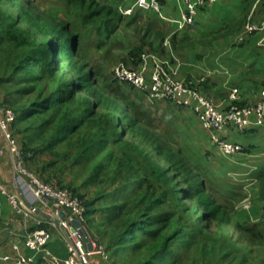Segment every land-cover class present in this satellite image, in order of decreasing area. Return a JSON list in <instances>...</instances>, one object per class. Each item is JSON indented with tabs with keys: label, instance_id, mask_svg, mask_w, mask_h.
Here are the masks:
<instances>
[{
	"label": "trees",
	"instance_id": "16d2710c",
	"mask_svg": "<svg viewBox=\"0 0 264 264\" xmlns=\"http://www.w3.org/2000/svg\"><path fill=\"white\" fill-rule=\"evenodd\" d=\"M59 1L79 12L78 23L49 16L30 0H0V58L4 68L0 89L7 87L5 82L23 84L18 91L35 97L27 118L25 111L15 110L14 131L29 169L37 155L48 149L41 144L45 141L44 127H38V136L31 123L27 131L16 128L42 113L63 112L47 143L51 150L67 142V152L52 150L54 159L37 174L44 182L69 189L85 200L87 218L96 211L97 203L103 205L102 221L116 235L105 234L110 235L105 248L112 254L110 264H127L125 256L136 260L132 264H182L190 250L197 255L192 260L203 264H251L254 249L238 247L247 243L260 246L264 232L235 221L216 200L201 169L183 157L171 140L153 132V124L143 114L130 105L121 106L117 93L100 86L99 70L83 56L79 28L90 29L99 39L104 34L111 39L124 16L97 0ZM3 2L10 4V9L3 10ZM5 93L8 98L0 105L11 107L14 96ZM86 164L91 172L75 186L80 178L74 174L76 168L87 172ZM69 167V174L74 176L71 182L64 174ZM47 172L49 176L43 178ZM109 174L108 186L99 189L93 199L80 193L81 188L106 183L104 178ZM108 190L111 192L106 194ZM164 198L178 208L177 218L161 209ZM197 212L199 216H195ZM214 226L218 229L216 239H212L215 241L205 240L200 248H173L176 241L184 243L188 231L205 236Z\"/></svg>",
	"mask_w": 264,
	"mask_h": 264
},
{
	"label": "crops",
	"instance_id": "0c3cea01",
	"mask_svg": "<svg viewBox=\"0 0 264 264\" xmlns=\"http://www.w3.org/2000/svg\"><path fill=\"white\" fill-rule=\"evenodd\" d=\"M36 2L40 10L49 16L72 23L79 22V12L62 1ZM97 2L112 7L124 16L123 23L112 39H108L107 34L101 39L92 34V62L97 64L102 74L103 69L111 70L113 55L123 56L127 53L125 49L118 50V47H124L128 43L126 38L132 36L145 46L144 50L150 52L151 57L157 56L169 61L176 69L178 79L183 82L193 81L199 86V90L219 109L227 110L233 104L252 106L261 101L264 88V31L245 35L243 41H239V37L243 35L249 21L264 22V0H217L200 7L195 23L183 29H179V22L186 10L185 0H163L162 16L153 10L141 8L136 0ZM128 10L132 11L129 15L126 14ZM102 86L107 92H111V85ZM234 90L237 91L236 98L233 97ZM5 98L8 96L1 94L0 90V101ZM171 103L163 100L158 103L161 105L158 110L168 120V127L164 130L165 137L182 144L189 159L200 157L204 160L209 152L217 155V176L221 181V191L218 194L220 204L231 211L235 221L244 220L253 230L264 232V125L244 131L232 127L220 130L218 135L221 138L242 147V151L227 155L213 143L210 133L203 128L191 109L180 106L178 108ZM145 107L150 110L147 107L151 106ZM152 119L156 120V116ZM0 146L4 147L1 134ZM195 147L198 151L191 152ZM53 159L51 155L42 158L41 153L38 154V171L41 170L38 164L44 165ZM51 169L52 167L49 170ZM69 170L70 167L64 171L65 176L68 175L67 182L74 179ZM0 178L6 184L15 186V171L8 153L0 157ZM74 184L76 186L79 183ZM16 190L18 192V188ZM80 193L89 199L84 188L80 189ZM242 201H249L251 207L243 208ZM28 202L36 218L55 220L56 228L49 250L59 258L67 257L68 251L62 236L71 234L76 238V235L63 226L66 214L56 216L54 205L47 200L29 198ZM102 215L103 212L96 210L87 218L86 228L95 246L105 245L109 241L98 230ZM34 228L33 220L17 215L8 199L0 195V264H15L21 255L35 258L38 262L41 260L38 252L26 249L23 244L25 234ZM14 245H18L19 249H14ZM109 254L110 257L105 262L95 250L88 255L87 264H110L113 258L110 252Z\"/></svg>",
	"mask_w": 264,
	"mask_h": 264
},
{
	"label": "built area",
	"instance_id": "2783aa9c",
	"mask_svg": "<svg viewBox=\"0 0 264 264\" xmlns=\"http://www.w3.org/2000/svg\"><path fill=\"white\" fill-rule=\"evenodd\" d=\"M163 0H136L137 5L143 9L153 10L158 14L162 12ZM217 0H185L186 10L183 18L179 22V29L192 26L195 23L197 11ZM128 10L126 14H131ZM257 31H264V22L253 23L249 21L244 29V33L239 37L243 41L245 35ZM151 64L146 62L139 70L119 64L115 69L117 78L122 82L141 91H149L155 100L170 101L180 107L191 109L198 117L203 128L210 132L211 140L218 148L227 155H234L242 151V147L224 140L218 135V132L224 128L232 127L238 131H244L255 127L260 128L264 125V88L262 90V99L254 106L240 107L233 104L227 110L219 109L212 100L208 99L197 88V85L191 81L189 84L181 81L177 77V71L163 62L156 56H152ZM149 68V74H147ZM193 84L197 87L195 88ZM237 91L234 90L233 97L236 98ZM17 113L11 107L0 105V134L4 140V147L0 146V157L5 153L11 156L12 165L15 171V186L6 184L0 178V195L5 196L14 212L25 218L33 220L35 228L25 234L23 237L24 247L30 251L38 252L41 260L38 262L35 258L19 256L15 264H87L88 255L82 249V242L77 233L74 238L71 234L62 236V240L67 248L68 255L65 258H59L51 253L49 244L53 238V231L56 228L54 219H38L35 217L34 210L28 205L29 198L37 200H47L54 205L55 215L60 217L62 213L66 214L63 226L71 229L70 223L79 220L84 225L87 223V208L85 200L74 194L69 189H61L54 183L44 182L37 174L32 172L26 164L25 154L15 135L14 125L16 123ZM18 188V192L17 189ZM251 203L244 202V208L249 209ZM264 213V211H263ZM19 249L18 245L13 246ZM103 260L109 258L103 245L95 246Z\"/></svg>",
	"mask_w": 264,
	"mask_h": 264
},
{
	"label": "rangeland",
	"instance_id": "374dc122",
	"mask_svg": "<svg viewBox=\"0 0 264 264\" xmlns=\"http://www.w3.org/2000/svg\"><path fill=\"white\" fill-rule=\"evenodd\" d=\"M33 2V5L35 6V8H37L39 11L40 8L39 6L36 4L37 0H30ZM20 2L25 3L26 0H20ZM11 5L7 4V2H3L1 5V8L3 10H8L10 9ZM162 16V13H161ZM69 21V20H66ZM71 22V21H70ZM80 35L84 41L82 47L84 49L83 51V56L85 57L86 61L89 62L91 64V66H95L98 70H99V82H100V86L102 85H111L112 88H110L111 93H117L120 97V104L121 106L123 105H130V107L134 110L139 111L141 114L144 115L145 120L151 122L153 125V132L161 135V136H166L164 134V130L168 127V120L166 117H164L162 115V111L158 110V108L161 106L160 102H162V100H155L154 98L151 97L150 92L149 91H141L137 88H135L134 86L130 85L127 82H122L120 81L116 74H115V69L119 64H123L126 67H129L130 69H135V70H139L140 66L142 68L143 64L146 62V59L148 58V62L151 61V56L152 54H150V52H148L147 50H144V45L140 44L139 41L136 40V38L134 37H130V38H126V41H128L127 44H124V47H118V50L120 49H125L126 50V54L121 56V55H113L111 57V70H107V69H103L104 74H102V71L99 69V67L97 66V64H94L92 61V57H91V51L90 48L92 47L91 45V37H94L92 34H96L93 33V31H91L90 29H80ZM97 36V35H96ZM112 39V38H111ZM112 46V45H111ZM155 55V54H154ZM2 57V56H0ZM157 57V56H156ZM160 59V58H159ZM163 62L169 64V66L173 69H175L172 64L167 61V60H163L161 59ZM2 59L0 58V73L2 72L1 70L4 68L2 67ZM107 67V66H106ZM149 69V68H148ZM176 70V69H175ZM150 72V71H149ZM3 74L5 75V73L3 72ZM149 74V73H148ZM187 84H189L190 82H186ZM122 85V87H121ZM5 86H7L6 88H1V94H4V92H6L7 94L13 95L14 96V100H12V105H10L12 108H14V110H16L17 112H22L25 111V117H26V112L27 109L31 108V104L32 102H34V95H23L21 94L18 90H20V88H24V85L21 84L20 86H12L9 85L8 83L5 82ZM193 86L195 88L199 87V86H195L193 84ZM199 90V88H197ZM200 91V90H199ZM5 93V94H6ZM113 93V94H114ZM110 94V93H109ZM166 101V100H163ZM167 102V101H166ZM170 102V101H168ZM171 103V102H170ZM162 104V103H161ZM173 105H175L176 107L178 105L171 103ZM147 105H150L151 107H147L150 110L145 109ZM240 107H244L240 104H237ZM256 105V104H255ZM247 106V105H246ZM250 106V105H248ZM254 106V105H252ZM179 108V106H178ZM122 108H120L118 110V113L121 114L122 113ZM102 112H107V110H102ZM169 114V113H168ZM156 116V120H153V116ZM63 116V112L59 113V114H54L53 111H50L49 113H42L36 117H33V119L29 122H23L20 125H18V127L16 128V130L18 129L19 132L21 131H27V127L30 128V123L36 128V131L38 129L39 126L44 127V134H42V138L45 140H42V143L46 148L44 152H41L42 158H48V156L51 155L52 150L56 151V152H67V142H62L61 145L58 146L57 149H52L49 150L50 146L47 143L49 138L55 133L54 130L57 127V125L59 124V121L61 119V117ZM197 116V115H195ZM168 117V116H167ZM27 118V117H26ZM198 118V117H197ZM49 121L55 122V123H49ZM153 121V122H152ZM32 132V130H31ZM38 132V131H37ZM209 132V131H208ZM210 133V132H209ZM37 136L39 135V132L36 134ZM211 136V134H210ZM21 138V137H20ZM128 140H131L132 138L129 136L127 137ZM22 140V138H21ZM173 144L175 145V147L177 149H179L182 154L183 157H185L186 159H188L193 165L198 166L201 169V174L204 177V179L208 182L212 192L215 195L216 200L219 202L220 197H219V192L221 191V181L218 179L217 176V155H211L210 152L208 153L207 151V155H205L204 160L201 159L200 157H196L195 160L194 159H189L185 149L183 148V145L180 144L177 141H173ZM40 143V142H39ZM146 150H148L147 147H144ZM195 149V150H194ZM193 150H191V152L195 153V151H198L197 147H195ZM42 162H45L44 159H42ZM33 164V163H32ZM37 161L34 162L33 165L30 166L31 171L34 172L35 174H40L39 173V169H37ZM40 165V167H44L43 164H38ZM87 166V172L84 171V169H78V167L76 168V173H74L75 175H79V180L78 183L82 184V182L85 180V178L88 176V174H90L91 169L89 167L88 164H86ZM94 166V164H93ZM37 174V175H38ZM49 172H47V174H45V176L43 178H47L49 176ZM111 174L107 175V179L104 178V181L106 183H101L100 185H97L96 187H88L87 189H84L85 191H87L86 195L89 197V200L93 199L96 195L99 189H105L108 184H107V180H109V176ZM2 180V179H1ZM138 185V184H137ZM111 191L108 190L106 191V194L110 193ZM219 198V199H218ZM227 202H229V200H227L226 198H224ZM88 200V201H89ZM105 202V201H104ZM244 202L246 201H242V206L244 208ZM97 212H102V208L103 205L97 203L95 205ZM234 207V206H233ZM232 208V207H231ZM235 208V207H234ZM162 210H164L166 213H170L174 216V218H177L179 216V210L177 207H175L174 205H172V202L169 198H164L163 200V204L161 207ZM229 212L231 213V211L229 210ZM195 214V213H194ZM233 215V214H231ZM195 216H199L198 212L195 214ZM102 219V218H101ZM240 223L243 226H248L247 223L244 220H241ZM98 230L100 233H102L103 235L107 234L109 231L112 232L110 235L111 236H116L115 233L113 234V232H115L112 228L108 229L107 225H104V222L101 220L100 225L98 226ZM218 229L216 226L212 227V229L209 230V232H207V234L205 236H199V235H193L192 231H188V234L186 235L185 239H184V243L181 244L180 242L176 241L174 242V249L177 250V248H200L199 244H202L203 242H205V240H207L209 243H211L210 240L212 239H216ZM110 235L108 237H110ZM194 240H196L195 242H193ZM215 241V240H212ZM259 241L261 242L260 246L259 245H254L252 243H247V245L244 247L243 245H239L238 248H250V249H254L253 251V256L250 259V263L251 264H264V240L263 239H259ZM179 243V244H178ZM208 243V244H209ZM104 248L107 247V244H103ZM208 247V246H206ZM217 248V247H216ZM230 248H237V247H230ZM260 248V249H258ZM184 251V249H183ZM190 253V254H189ZM196 257V253H194V251L190 250L186 253V261H184L182 264H203L199 261H193L192 257ZM129 257H123V259L125 260V262L127 264H132V263H136L135 261H131L128 259ZM208 264H214V263H208ZM217 264V263H216ZM234 264V263H233Z\"/></svg>",
	"mask_w": 264,
	"mask_h": 264
},
{
	"label": "water",
	"instance_id": "95a60500",
	"mask_svg": "<svg viewBox=\"0 0 264 264\" xmlns=\"http://www.w3.org/2000/svg\"><path fill=\"white\" fill-rule=\"evenodd\" d=\"M70 226L71 232L78 234V238H80L82 242L83 251L85 253H93L95 251V244L86 226L79 220L72 221Z\"/></svg>",
	"mask_w": 264,
	"mask_h": 264
},
{
	"label": "clouds",
	"instance_id": "9594fccd",
	"mask_svg": "<svg viewBox=\"0 0 264 264\" xmlns=\"http://www.w3.org/2000/svg\"><path fill=\"white\" fill-rule=\"evenodd\" d=\"M132 13V12H131ZM157 13V12H156ZM162 13V12H161ZM158 14V13H157ZM127 15H129V14H127ZM159 15H161V14H159ZM86 226V225H85Z\"/></svg>",
	"mask_w": 264,
	"mask_h": 264
}]
</instances>
